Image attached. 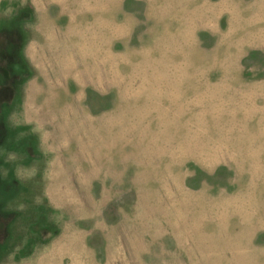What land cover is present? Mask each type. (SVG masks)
I'll return each mask as SVG.
<instances>
[{
	"label": "rangeland",
	"instance_id": "374dc122",
	"mask_svg": "<svg viewBox=\"0 0 264 264\" xmlns=\"http://www.w3.org/2000/svg\"><path fill=\"white\" fill-rule=\"evenodd\" d=\"M0 264H264V0H0Z\"/></svg>",
	"mask_w": 264,
	"mask_h": 264
}]
</instances>
